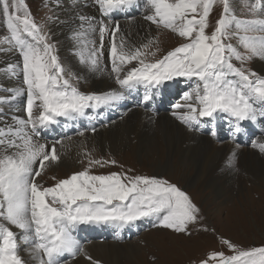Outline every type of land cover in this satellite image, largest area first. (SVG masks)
I'll return each mask as SVG.
<instances>
[{
    "label": "snow or ice",
    "instance_id": "obj_1",
    "mask_svg": "<svg viewBox=\"0 0 264 264\" xmlns=\"http://www.w3.org/2000/svg\"><path fill=\"white\" fill-rule=\"evenodd\" d=\"M136 2L95 0L103 17ZM216 3L223 5L222 13L208 34V17ZM145 6L151 9L145 19L177 33L187 42L161 59L146 63L142 58L146 53L141 48L126 50L123 41L116 43L117 23L111 33L110 57L120 87L131 89L143 84L146 88H158L176 77L194 79V87L183 94L186 103L174 106L186 109L174 115L189 128L217 112L234 118V134L241 131L240 122L255 121L253 103L264 104V77L238 68L231 61L233 57L241 62L253 57L264 59V0H255L250 5L251 19L237 18L229 0H145ZM0 14L9 33L0 42L17 48L22 57L20 73L25 87L16 89L12 99L26 95L27 116L16 118L14 125L0 127V264H25L17 242L21 234L24 243L32 244L30 251L40 264H58V258L65 254L75 257L83 253L73 235L79 224L107 223L122 228L141 218L156 217L159 226L177 233L188 232L189 225L198 220L199 209L176 185L162 178L116 172L94 175L86 168L51 187L36 182L46 162L59 160L55 143L49 148L34 141L37 129L56 123L58 117L83 116L86 109L110 105L122 99L123 94L115 90L85 94L73 86L24 0H0ZM92 19L80 17L82 30L75 33V38L87 49V56L81 52V62L90 63L95 69L109 27L103 20L99 21L100 48L97 49L94 41L86 39L87 31H95ZM84 23L88 24L87 31L83 30ZM233 26L235 32L230 31ZM233 35L238 37L245 53L225 43V38ZM89 43L93 45L91 49L87 47ZM132 61H137L139 66L132 67L121 78L123 66ZM151 98L149 94L143 97L145 102ZM4 102L0 98V103ZM211 135L215 137L216 132L213 130ZM252 146L264 152V142L254 140ZM37 163L39 167L34 168ZM93 164L101 161H90L89 168ZM13 227L19 231H13ZM222 242L233 254L209 253V258L217 260V264H264V246L242 249L229 240ZM200 264H208V260Z\"/></svg>",
    "mask_w": 264,
    "mask_h": 264
},
{
    "label": "bare ground",
    "instance_id": "obj_2",
    "mask_svg": "<svg viewBox=\"0 0 264 264\" xmlns=\"http://www.w3.org/2000/svg\"><path fill=\"white\" fill-rule=\"evenodd\" d=\"M53 1L52 4L56 9L55 19L52 21L53 33L63 41L61 49L65 53L68 64L69 61H72V68L85 82L88 80L95 81L94 93L103 94L112 90L118 91L119 87H117V82H115L109 64L112 41L107 33H105L103 39L102 55L99 56L98 67L95 69L90 63L81 62V52L85 56L88 53L87 49H84L82 44L75 38V33L82 30L80 17L93 18L92 24L95 31H87V23L83 24V30L87 31L86 39L94 41L95 47L99 49V21L103 20L109 29L114 28L117 23L108 22V20L99 15L94 0ZM149 14H151L150 8L145 7L142 17L122 20L118 23L125 27L135 25L131 29H138L142 33L147 32L145 38L136 39L139 41L135 42L132 49L138 48L142 41L153 35L152 31L155 30L153 27L145 29L147 20L144 19V16L146 17ZM92 46L89 43L87 47L91 49ZM17 61L18 58L11 51L9 44L1 47L0 76L4 72L6 79H3V84L7 87H12L13 83L7 78L6 67H15ZM257 68L260 74H264V64L261 61L257 62ZM126 72L124 70L121 72V78ZM14 86H17L15 82ZM18 116L12 119L8 115L0 113V127L14 125L11 124V120L15 122ZM23 117L24 119L27 118V116ZM260 137H264V135ZM259 138L257 141H259ZM203 140L205 141L203 142ZM34 141L42 144V141L35 139ZM95 141L100 142L103 148L113 150L114 153H121L128 146L133 147V151H135L138 158L144 156L145 158L156 160L154 166L157 170L168 173L170 176L176 167H181V169L183 168L184 171L189 173L186 176L188 182H194L200 186L206 185L217 196L224 195L227 183L231 187L238 182L237 180L231 181L239 174L240 168L247 173L252 182L264 185V156L261 158L257 152L246 150V148H249L246 145L245 147L235 145L236 141H227L225 139L219 143L207 134L192 131L180 123L169 111L160 110L152 113L142 107L129 108L115 120L110 121L107 125L97 127L92 132L84 131L81 134L74 135L72 138L59 140L60 143H57L58 141L53 143L46 142L45 145L50 148L55 143L57 149L64 151L68 149V151L59 155L58 161H54L56 166L68 167L76 162L77 154L87 150L92 142ZM194 144L196 145L192 148ZM236 144L238 143L236 142ZM237 150L239 151L238 154H236ZM9 151L12 150L10 149ZM231 154L233 158H231ZM236 155L241 158H236ZM36 167L37 165H34V168ZM242 188L244 189V187ZM13 231L18 232L19 230L13 227ZM153 231L157 232L158 230H149V234ZM149 234L144 233L139 239L145 240L142 237ZM119 241L113 238L101 241H87L80 244L84 249L83 253H79L71 259H65L59 264H95L96 261L91 257L92 253L96 260L99 261V264H134V262L138 261L140 252L144 248L135 241H128V239L123 240L125 241L124 243ZM17 242L19 244V255L25 261V264L29 262L31 264H40V260L30 251L32 244L24 243L22 234L18 236ZM87 257H91V260ZM124 260H129L127 262L130 263H126Z\"/></svg>",
    "mask_w": 264,
    "mask_h": 264
},
{
    "label": "rangeland",
    "instance_id": "obj_3",
    "mask_svg": "<svg viewBox=\"0 0 264 264\" xmlns=\"http://www.w3.org/2000/svg\"><path fill=\"white\" fill-rule=\"evenodd\" d=\"M53 2V0H24L34 22L40 26L42 34L47 37V42L53 46V54L58 57L60 63L63 62L66 67L69 66L64 69L65 75L70 79V83L72 84V82H74L78 87L84 90L83 93L85 94L94 93L95 81L88 80L85 82L72 68V61H69V64L65 63L66 56L61 49L63 41L53 33L52 21L55 19L56 15L55 6L52 4ZM229 2L231 10L237 18L244 19L236 14L249 16L250 19L253 18L251 17L252 13L249 11V8L255 0H229ZM222 9L223 5L220 3H216L213 6L208 17V27L206 29L208 34H211L216 27V22L221 16ZM20 14H23V11H21ZM136 18L137 17L131 19ZM133 26L135 25H130L128 27L119 25V34L115 36L116 43L119 44L123 41L126 50L132 49L135 42L139 41L136 39L141 37L145 38V34L147 33H142L138 29H131ZM150 27L155 29L152 31L153 35L148 39L146 38L145 41H142L138 45V48H141L142 51L146 53V55L142 57L145 62H154L155 60L161 59L167 52L187 42L185 38L180 37L177 33L147 21L145 29H149ZM112 29H109L106 33L113 42V36L111 34ZM230 31L235 32V27L233 26ZM252 34L253 33H250V35ZM7 35H9V33L6 28L5 18L0 14V38ZM150 41L151 44H149ZM225 43H231L236 46L241 53H245L246 51L243 47H240L238 37L235 35L225 38ZM2 44L3 43L0 42V47ZM143 45H149V47L145 49L142 48ZM153 52H155V55L151 54ZM258 61L264 64V59L259 57L257 59L253 57L243 62L233 57L231 62L238 67H242L245 71L258 73ZM133 63L134 66H132ZM109 64L111 69V60H109ZM137 66H139L138 62L132 61L130 64L124 65L123 70L128 71L132 67ZM2 74L3 75L0 77L5 80L6 76L4 72ZM113 75L115 82H117L116 74L113 73ZM1 82L2 80L0 79V84ZM2 94L3 93H0V96ZM0 113L3 112L0 111ZM212 139L219 143L222 142L215 138ZM263 139L264 137H260L259 141L262 140L261 142H264ZM204 141L205 140H203V142ZM238 144L235 142V145L245 147V145ZM195 145L196 144H194L192 148ZM248 147L249 148H246V150L257 152L259 156L263 158L264 152L251 146ZM133 149V147L128 146V148H125L121 153H114L113 150L103 148L100 142H92L87 150L77 154V160L73 165L59 167L55 165V162H46V166L42 170L41 175L36 179V182L43 187H51L59 180L66 179L73 173L88 168L90 173L94 175H106L112 172L120 174L127 173L128 176L146 175L162 178L176 185L199 209L197 222L195 224H190L188 232L184 233H177L171 229L159 226L155 228L158 230L157 232L153 231L149 234V230L151 231L154 229L148 228L138 236L131 237L128 241H135L144 248L142 252H140L138 261L134 262V264H200V262L205 259L208 260V264H217V260L209 258V253L216 251L224 252L225 255L233 254L231 249L222 242L223 240H229L242 249L264 246V185L252 182L249 179L250 177L247 176V173L240 168V171H238L239 174L236 175L237 177L235 176L231 181L237 180L238 182L231 187H229V183H227L225 185L224 195L217 196L212 192L210 187L206 185L200 186L194 182H188L186 176L189 173L184 171L183 168L176 167L170 176L168 173L157 170L154 166L156 160L145 158L144 156L138 158ZM65 151H68V149ZM65 151L57 149L58 155H61ZM238 153L239 151L237 150L236 154ZM230 156L233 158L232 154ZM236 158L240 159L241 157L236 155ZM97 160L101 161V164H93L89 168V162ZM110 161H115V163H109ZM36 165L38 166V163ZM241 185H243L242 187H244V189L242 187L240 188ZM144 233L149 235H144L142 237L145 240L139 239ZM119 242L124 243L125 241ZM91 257L94 261H97L93 253ZM124 261L130 263L127 262L129 260ZM27 264H31V262Z\"/></svg>",
    "mask_w": 264,
    "mask_h": 264
}]
</instances>
